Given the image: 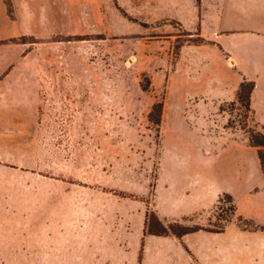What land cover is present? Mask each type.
<instances>
[{
	"label": "rangeland",
	"instance_id": "obj_1",
	"mask_svg": "<svg viewBox=\"0 0 264 264\" xmlns=\"http://www.w3.org/2000/svg\"><path fill=\"white\" fill-rule=\"evenodd\" d=\"M224 1L70 0L64 35L3 42L8 54L35 50L26 68L39 65L43 87L35 119L0 118V264H180L175 236L147 233L151 213L165 225H259L247 216L264 193L243 113L202 96L227 76L209 22L202 30ZM248 126L261 130L252 116ZM225 193L234 217L229 202L216 208Z\"/></svg>",
	"mask_w": 264,
	"mask_h": 264
},
{
	"label": "crops",
	"instance_id": "obj_2",
	"mask_svg": "<svg viewBox=\"0 0 264 264\" xmlns=\"http://www.w3.org/2000/svg\"><path fill=\"white\" fill-rule=\"evenodd\" d=\"M9 3L11 15L8 14ZM221 9L203 16L213 32L208 36L218 49L227 69L221 87L202 96L218 102L235 101L243 79L254 82L251 93L252 121L264 126V0H225ZM70 0H0V43L24 37L45 38L65 34L70 14L64 7ZM54 12V13H53ZM57 27V28H56ZM6 51L0 44V118L1 122L25 125L38 115L43 76L38 66L29 64L35 50ZM220 47V49H219ZM23 51V53H21ZM258 178L264 193V174ZM234 193V192H233ZM214 202H200L196 212L208 210ZM261 212L247 214L264 226V199L256 204ZM170 240L169 237L156 238ZM176 261L180 264H264V231H243L226 227L222 233L200 230L175 239Z\"/></svg>",
	"mask_w": 264,
	"mask_h": 264
},
{
	"label": "trees",
	"instance_id": "obj_3",
	"mask_svg": "<svg viewBox=\"0 0 264 264\" xmlns=\"http://www.w3.org/2000/svg\"><path fill=\"white\" fill-rule=\"evenodd\" d=\"M220 49V47H219ZM254 88V82L247 81L245 79L239 85L236 93L235 101L230 103L233 110H239L243 113L244 123L241 128L247 135L248 146L255 149L257 159L259 161L260 169L264 174V126H261V130L250 128L248 126V120L251 116V93ZM163 102L158 101L154 103L148 114V120L155 126H159L161 122V116L163 112ZM223 111L222 107L219 108ZM230 123V122H229ZM231 124V123H230ZM223 202H229L230 207L228 211L230 212V217L235 216L236 207L233 203V199L229 194H223L219 196L217 200V209H221L220 205ZM224 223H229L230 218H224ZM237 221L240 224V228L244 231H264V226L253 225L254 222L250 219H246L242 216L237 217ZM226 224L215 226L214 229H205L199 226L185 227L181 223L175 221L171 224H163L153 213L147 216L146 219V231L149 235L154 236H175L177 238L183 235L194 233L200 230L212 232V233H222L225 230ZM242 224V226H241Z\"/></svg>",
	"mask_w": 264,
	"mask_h": 264
}]
</instances>
